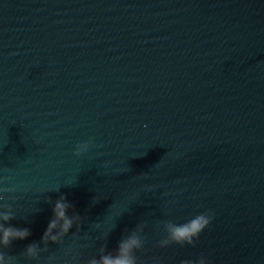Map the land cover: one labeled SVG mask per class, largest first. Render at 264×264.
Returning <instances> with one entry per match:
<instances>
[{
	"label": "water",
	"instance_id": "95a60500",
	"mask_svg": "<svg viewBox=\"0 0 264 264\" xmlns=\"http://www.w3.org/2000/svg\"><path fill=\"white\" fill-rule=\"evenodd\" d=\"M0 182L31 231L14 255L63 194L80 264L144 220L140 264H264V0H0ZM206 210L194 247L155 246L156 221Z\"/></svg>",
	"mask_w": 264,
	"mask_h": 264
},
{
	"label": "clouds",
	"instance_id": "9594fccd",
	"mask_svg": "<svg viewBox=\"0 0 264 264\" xmlns=\"http://www.w3.org/2000/svg\"><path fill=\"white\" fill-rule=\"evenodd\" d=\"M94 147H97L95 138L89 137L87 140L75 145L73 156L80 158ZM59 188L47 192H58ZM17 191L18 188L16 185L5 186L0 182V264H31V262L41 264L42 254L49 253L48 245L50 242L56 245H64L65 238L70 236L73 243L62 249V256H58L54 253L49 254L43 259V264H80L81 249L90 246L75 242L78 239L77 233L80 232L81 225L85 218L74 211V205L68 202L66 196L63 194L54 202L51 197H44L45 202L53 205V215L40 242L28 244L18 255L11 254L7 251L11 248L13 241L24 240L31 235L29 228L16 227L10 223L17 219L15 210L17 197L15 195L6 194L15 193ZM99 200L100 199L95 197L93 201L96 203ZM69 209H73L71 215H69ZM214 219L215 213L212 210H206L197 213L183 223H176L171 219L156 221L153 226L157 231H162L163 235L156 241L155 246L158 248H168L172 245L194 247L199 241L201 234L206 229L210 228ZM25 222L27 223L30 221L26 219ZM148 223L147 220H144L130 231L125 229L116 248L112 251L108 250L106 243L101 244L97 250V256L89 258L85 264H140L137 253L145 249L147 243L145 228L148 226ZM73 227L76 228V232L70 234V230ZM95 227L99 228L100 225L96 224ZM115 227L116 225L102 233V237H97V239L103 238L107 240V237ZM87 238L88 237H85V239ZM152 264H162V260L154 257ZM179 264H211V261L208 257L201 255L195 260L183 259Z\"/></svg>",
	"mask_w": 264,
	"mask_h": 264
}]
</instances>
